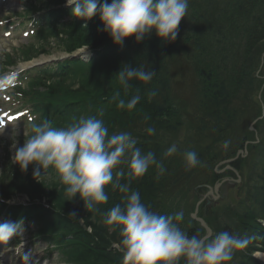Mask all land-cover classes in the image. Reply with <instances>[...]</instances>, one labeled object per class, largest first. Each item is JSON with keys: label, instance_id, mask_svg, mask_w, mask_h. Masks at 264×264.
Segmentation results:
<instances>
[{"label": "trees", "instance_id": "trees-1", "mask_svg": "<svg viewBox=\"0 0 264 264\" xmlns=\"http://www.w3.org/2000/svg\"><path fill=\"white\" fill-rule=\"evenodd\" d=\"M62 4V0H40L31 7L33 11L49 10L43 15L49 27L41 33L42 43L49 45L58 39L65 42L62 51L69 53L87 45L94 55L88 63L67 59L54 72L33 81L30 93L38 96L44 117L53 126L57 120L70 121L72 114L78 119L96 116L109 135L131 133L137 147L143 153L152 151L166 169L157 179L158 170L150 167L132 181L131 189L140 193L141 201L152 211H183L178 225L189 236L207 233L192 217L207 191L224 178H240V183L223 186L224 190L233 185L230 197L210 206L204 200L198 216L214 235L227 230L252 238L245 249L234 251L236 264H262L253 254L264 252V0H189L175 41H162L153 30L142 41L132 36L123 45L115 44L103 30L99 15L90 20L73 17L72 8ZM64 17L70 20L64 23ZM30 53L25 54L26 59L46 54L45 50ZM124 65L144 66L155 71V76L148 83L131 80L124 89L116 75ZM117 91L118 99L126 102L135 95L141 99L131 111L119 109L118 99L113 100ZM151 92L156 95L149 100ZM148 127L155 134L149 135ZM174 143L177 152L164 158L163 153ZM190 150L201 162L192 169L184 160V153ZM227 164L232 168H226ZM19 168L18 163L10 162L0 177L5 201H0V215L6 212L14 220L32 218L39 226L38 234H54L51 240L59 248L63 244L64 253L74 255L78 264H123V255L117 250L121 226L107 225L103 219L115 204L123 206L124 193L109 184L105 186L107 203L91 212L83 208L86 225L93 227L90 233L61 212H76L78 206L67 204L64 196L45 206L46 190L39 192ZM121 182L127 183V178ZM19 194L27 196L29 204L6 203ZM62 202L65 206L59 205ZM44 224L55 226L47 230ZM62 224L64 228H59ZM62 230L74 235L77 242L65 239ZM179 264H185L184 258Z\"/></svg>", "mask_w": 264, "mask_h": 264}, {"label": "clouds", "instance_id": "clouds-1", "mask_svg": "<svg viewBox=\"0 0 264 264\" xmlns=\"http://www.w3.org/2000/svg\"><path fill=\"white\" fill-rule=\"evenodd\" d=\"M65 6H74L73 17L90 20L99 15L103 30L115 44L123 45L126 38L134 36L140 42L153 30L162 41H175L180 22L187 15L189 0H111L110 3L109 0H66ZM116 75L119 84L128 89L131 80L152 81L155 71L124 65ZM155 95L151 92L149 100ZM119 96L120 92H115L113 100ZM140 99L139 95L127 102L118 99L117 107L131 111ZM31 131L32 135L22 146L12 145L15 149L12 161L22 171L34 165L33 176L37 179L50 167L54 168L69 200L79 194L88 212L96 210L100 203H107L105 186L109 184L125 194L123 206L115 204L103 219L107 225L121 226L117 250L123 255V264H179L181 258L185 264H225L233 259L235 250L245 249L251 242V237L227 230L211 237L189 236L178 225L184 218L183 211L160 214L150 210L141 201L140 193L131 189V183L152 166L158 170L157 179L166 169L152 151L143 153L137 147L131 133L109 135L103 120L96 116L74 119L66 127H53L46 121L33 124ZM146 132L153 135L155 129L148 127ZM177 150V145L172 144L163 153L164 158ZM184 160L188 169L201 163L198 154L191 150L184 153ZM125 177L127 183H122ZM69 216L77 217V213L73 211ZM21 226V222L0 223V243L7 244Z\"/></svg>", "mask_w": 264, "mask_h": 264}, {"label": "rangeland", "instance_id": "rangeland-1", "mask_svg": "<svg viewBox=\"0 0 264 264\" xmlns=\"http://www.w3.org/2000/svg\"><path fill=\"white\" fill-rule=\"evenodd\" d=\"M3 1L5 0L1 1L2 5L0 6V16L7 17V16H10L13 12H15L14 10H18L21 12V10L23 9L22 0H6V2H3ZM62 1L65 2L64 4H66V0H62ZM69 20L70 19L65 18L64 23L68 22ZM15 34H19V33L15 32ZM29 41L30 39L25 40L23 38H17V35L14 37H10V38H4L0 34V52L1 51L3 52V50L6 49L8 52L12 54L13 58H15V55H16L15 49L21 48L22 46H24L23 44H26ZM44 44L45 43L39 42V43H36L33 47L34 50H45L46 52V54H42L40 57H38V61L43 60V59L50 60V61L63 60L65 53L62 51V47L65 45V42L61 43V41H59L58 39H53L51 40V43H49V45L48 44L44 45ZM78 50H83V52L89 53L90 47H88L87 45H84ZM84 63H88V62H84ZM24 64H26V62L21 61L19 62L17 66H23ZM67 87L68 86H64V89L65 90L68 89ZM81 90L84 91L85 87ZM89 98L91 97L89 96ZM72 115L73 116L70 121L64 123L63 121L57 120V123L54 124L53 127H66L68 124L73 123L74 119L76 121L80 119V118L78 119V115L76 114L75 115L72 114ZM27 131H28V126L26 125L24 121H19L15 125H9L5 130H0V162L2 161L3 157H5L7 151L10 152V159L12 160V156L15 151L12 145L16 144L17 146H22L24 143V139H23L24 136L26 134L32 135V131H29V132ZM13 164L16 166V163H13ZM30 166H31L29 167L30 169H27L28 171L26 172L23 171L22 175L27 176L28 174V176L32 180L31 183L33 184V186L37 188L39 192L42 193L46 190L47 194L44 192L45 195L42 200V203L45 206H48V205L50 206V204L52 203H56V202L63 200V196L66 197L67 200L69 201L67 204H70V205L72 204L74 208L78 206L79 209L78 210L74 209V210L78 213L79 217L78 216L70 217L69 213L65 211H61V210L60 211L66 214L65 217L78 220L80 227L87 229L91 233L93 227L92 225H89V226L86 225L85 216L83 214L84 201L80 198L79 194H77V196L73 200H69L71 198L65 194V186L61 183L60 177L54 168L50 167L49 169L45 171V174L43 176L37 177V179L39 180L38 181L33 176L34 165H30ZM18 170H21V168H19ZM11 178H15V176H11ZM0 181H1V178H0ZM232 186L233 185L228 184L227 186H225L224 190L223 189L219 190L218 197L220 198L218 199V202L221 200V198L223 199V198H228L231 196L232 191L229 190V188ZM49 192H52V193H49ZM49 194H50V197L48 196ZM11 203L27 204L28 197L25 195L19 194L15 198L12 199ZM59 205L65 206L63 202ZM95 225L97 228L99 227L96 221H95ZM54 226L55 225L51 227L50 225L44 224V227L47 230L54 228ZM63 226L64 225L62 224V226H59V228ZM37 228L38 226L36 223L23 224L21 228L18 230V232L9 240L7 244L1 243L0 256L6 259L7 257L13 258L19 255L18 257L21 259V262L25 264H31V263L37 264L36 262L39 260L42 262V264H78L76 262L74 255L64 253L65 247L63 244H59L61 246L59 248L57 243L51 240L53 239L54 234L47 232L49 236V237L46 236L47 238L33 237L36 235ZM58 233L59 232L56 233L57 239H59ZM61 233L65 234L64 237L68 241L73 240L72 242H77L76 241L77 239H74L75 238L74 235H70L69 233L63 230L60 231V234ZM69 243L70 242H68V244ZM8 244L10 245L16 244L17 246H15V248L18 251L10 252V248L12 247L7 248ZM71 254H74V253H71ZM234 254H236V252H234ZM234 254H233V259L231 261H228V264H236L235 259H234L235 258ZM256 259L259 260L258 258ZM0 264H4L1 259H0Z\"/></svg>", "mask_w": 264, "mask_h": 264}, {"label": "water", "instance_id": "water-1", "mask_svg": "<svg viewBox=\"0 0 264 264\" xmlns=\"http://www.w3.org/2000/svg\"><path fill=\"white\" fill-rule=\"evenodd\" d=\"M229 161H231V160H229ZM220 185H221V184H218V185L216 186V191H218ZM198 209H199V206L197 205V208H196L195 213L193 214V217L196 218V219H198V220L201 222L202 226L205 227V228L207 229L208 234H206L205 237H210V236L212 235V230H211V228H210L209 226H207V224L205 223V221H204L202 218H198V217H197V211H198Z\"/></svg>", "mask_w": 264, "mask_h": 264}, {"label": "bare ground", "instance_id": "bare-ground-1", "mask_svg": "<svg viewBox=\"0 0 264 264\" xmlns=\"http://www.w3.org/2000/svg\"><path fill=\"white\" fill-rule=\"evenodd\" d=\"M219 189H220V187H219ZM218 189V190H219ZM216 191V190H215ZM256 256L259 258V259H261V260H264V253L263 252H257L256 253Z\"/></svg>", "mask_w": 264, "mask_h": 264}, {"label": "flooded vegetation", "instance_id": "flooded-vegetation-1", "mask_svg": "<svg viewBox=\"0 0 264 264\" xmlns=\"http://www.w3.org/2000/svg\"><path fill=\"white\" fill-rule=\"evenodd\" d=\"M208 196L212 197V195L210 194L209 191H208L207 194H206V197H208Z\"/></svg>", "mask_w": 264, "mask_h": 264}]
</instances>
